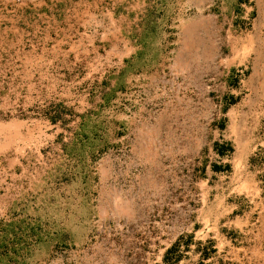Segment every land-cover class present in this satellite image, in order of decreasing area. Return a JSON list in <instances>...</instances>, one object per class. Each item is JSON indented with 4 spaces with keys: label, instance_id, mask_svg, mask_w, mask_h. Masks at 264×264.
<instances>
[{
    "label": "rangeland",
    "instance_id": "rangeland-1",
    "mask_svg": "<svg viewBox=\"0 0 264 264\" xmlns=\"http://www.w3.org/2000/svg\"><path fill=\"white\" fill-rule=\"evenodd\" d=\"M264 0H0V264H264Z\"/></svg>",
    "mask_w": 264,
    "mask_h": 264
},
{
    "label": "crops",
    "instance_id": "crops-1",
    "mask_svg": "<svg viewBox=\"0 0 264 264\" xmlns=\"http://www.w3.org/2000/svg\"><path fill=\"white\" fill-rule=\"evenodd\" d=\"M262 21H264V17H263ZM250 30H251V33H249V34H253V33L257 34V32H258L261 34V36H264V23H261V27L255 26V27H252Z\"/></svg>",
    "mask_w": 264,
    "mask_h": 264
}]
</instances>
